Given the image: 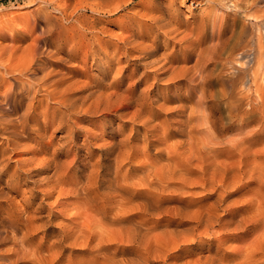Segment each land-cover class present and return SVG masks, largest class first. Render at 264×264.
<instances>
[{
  "label": "bare ground",
  "instance_id": "obj_1",
  "mask_svg": "<svg viewBox=\"0 0 264 264\" xmlns=\"http://www.w3.org/2000/svg\"><path fill=\"white\" fill-rule=\"evenodd\" d=\"M135 1L84 0L83 8L89 9L95 14H119L120 19L127 24L126 27L129 30V35L123 38L122 46H117L118 48L115 46L114 51L113 49L110 51L107 48L110 45L109 42L103 43V36L100 37L99 32L104 31V25L102 23L101 26L103 27L99 25V22L96 20L98 17L96 16L93 22H83L82 29L84 31L88 32V30H92L94 32L92 37L88 35L90 38L87 42L89 45L86 47L88 48L86 54L92 58V64L99 70L98 75L91 77V79L88 78V81L85 78L87 82L82 83L84 80V78H82L83 80L81 79L84 73V65L82 64L78 65L75 63L77 67L74 66L66 74L60 75L57 72L58 78L56 77L55 79V75L52 77L50 73L55 68L54 66H52V70L49 68L51 71L48 69L50 72H42L45 66L39 67L38 65L35 67L36 60L40 56L46 55V52H43V48L42 52H38L40 48L38 50L35 48L34 52L31 47L30 54L27 53L29 55L28 64H22L26 67L20 68L17 73L20 76H16L13 72L18 70V63L23 59H19L17 67L1 65L4 68V77L2 76V79H6V75H8L11 80L18 81L17 83H19V86L16 84V87L13 83H10L6 91L4 89L3 102L7 104V110L12 112L17 108L12 101L18 95L27 96L28 101L25 107H23L25 113H22L23 115L17 121L6 119L4 113L7 114L8 111L6 109L2 111L0 124L3 123L4 126H0V130L6 131L9 129V126L16 127L19 124L25 127L30 119H34L37 116L34 113L35 111L37 113L39 111L48 114L51 102L58 104L52 123L57 124L59 127H66V133L64 132L65 134L63 133L64 136L61 138H66L67 140L64 142L67 143L64 144L63 142L60 148L57 147L59 149L54 153L52 159L49 161V165L46 164L52 167V170L49 172L42 171L43 173L41 172L35 179L36 191L43 193L40 204L37 202L41 209L45 205H48L50 209L54 205H61L60 207L63 206L68 209L70 204L67 206V203L63 202L62 199L65 197L67 199L68 197L76 199L72 205L75 209H71L75 211L70 213L72 217L69 218H72L71 226L66 230L63 229L64 231H62L61 236L55 243L61 244L65 242L64 244L70 246H81L82 249L86 247L94 248L96 254L92 260L93 264H151L152 262L159 261L169 264L166 263V260L171 249L181 251L179 255H174L173 260H177L183 257V253L187 251L190 244L196 242L205 244L202 240L203 236L209 235L211 238L218 240V246L216 250L214 249L217 252L222 247V244H228L227 242L230 240V238L224 236L225 233L232 232V240H238V236L235 237L236 232L244 229L249 236L247 238L244 235L241 238L243 243L240 245L236 244L235 247H231L230 245L225 247L228 251L233 250L232 255L227 252L220 253L221 255L213 253L215 255L208 257L205 255L207 259L204 262L199 261L197 264H264V100L252 101V92L250 94L248 91L245 96H239V98H236V95L233 94V91L239 95L242 94L241 91H237L239 88L238 80L242 74L238 77L236 73L244 72V69L247 71L249 67L248 69L246 68L248 63L242 65L238 60H236L237 64H234L235 59L231 55L233 53L231 52L232 50L230 51L231 54L228 50L230 55L229 57H226L227 55L225 57L227 59L226 62H231L230 67L232 66L231 69H234V74L229 73L231 76L227 75L228 78L225 77L227 79L223 80V88L222 90L220 89L222 93L219 91L220 97L223 94L227 98L224 101L212 100L213 98L209 100L211 94L207 89L214 82L212 76L213 72H215H212L211 68L209 69L210 65L208 63L214 59L216 62L218 57H224L220 55V52L224 48L223 45L227 42L225 38L226 42L223 40V25L227 22V12L222 11V9H225V7L227 9L230 6L236 10L247 4L250 0H157V5L150 9L145 8L141 3H138L139 6L138 4L133 5ZM188 1L191 3L188 5L189 8L192 4L199 6V15L195 17L190 25L184 26L178 14L179 12L175 14L173 8L179 10L180 6L186 5ZM253 1L251 0L250 6L251 4L254 6ZM63 3L65 4V1ZM69 6L70 4L67 8L71 7ZM57 9L62 11L63 16L66 15V12L69 13L66 9V12H64L63 7L60 5L57 6ZM37 10L40 11L39 9ZM75 10L73 9V11ZM241 10L243 11L244 9ZM220 12L223 13L221 14ZM40 13L41 11L39 15ZM33 14L36 15L37 13ZM31 16L33 17V15ZM47 16L49 17V15ZM28 17L24 18L27 19ZM143 18H145V26L148 30L152 29L156 33L159 32L161 35L186 44L183 60L175 58V54H179L180 52H171L170 50L164 52V50L162 53H159L157 52V44L150 45V42V46H147V44L145 45L142 42L144 40L140 41L145 34L136 32L135 29L131 28V25L139 24ZM57 21L59 20L57 19ZM256 21L259 30L264 28V18L261 21ZM64 26L66 25L64 24ZM50 28L52 29V27ZM42 34L40 35L41 37ZM38 35L37 37H40ZM209 37L210 42L206 43ZM120 38L118 37V39ZM243 39L246 38H242L241 40L239 38L240 41ZM257 41L259 56L256 60V71L263 68L264 33L260 34L257 32ZM248 42V46L253 47L252 36ZM33 43L36 44L35 40ZM33 43L30 45L33 46ZM24 49L23 52L25 51ZM48 49L50 48L48 47ZM29 50H26V52H29ZM9 51L6 58H8ZM240 52L241 59L243 55L247 56L243 50ZM51 53L55 54L56 52ZM51 53L49 55H52ZM24 54L22 53V56ZM69 57L75 58L76 56L70 55ZM6 58L4 59L6 60ZM106 58H109L112 63L107 64ZM123 58L124 60H122ZM60 59L62 60V58ZM190 60L194 62L187 66V62ZM6 61L8 62V60ZM3 62L5 63V61ZM71 64L73 65V63ZM131 64L134 66V70L130 71L127 77L128 79L133 78L135 81L131 80L133 84L127 88H123L122 85L125 83L126 75L117 78V73H120L122 69H126ZM156 65L160 66L158 70ZM247 72L252 76V68ZM111 74L114 77L112 76L113 78L109 81L107 78ZM23 76H25V80H23ZM9 80L8 82H10ZM183 80L188 81L189 90L191 89L185 95L171 97L170 94L162 95L158 92V88L162 84L171 87ZM247 82H244L242 79L241 84L245 88L247 86L250 91ZM141 84H143V87L140 88ZM244 99H246L245 102ZM36 100L38 102L37 105H35ZM173 100L178 101L177 104L169 106L168 102ZM20 102H23V100L21 99ZM40 108L43 109L39 110ZM252 108L260 110V123L256 125L257 129L253 131L255 133H252ZM32 110H34L33 113ZM73 112L87 115L113 113L119 117L121 122L118 123L117 127L112 126L109 130L110 140L102 136L98 138L95 134H90L87 128L85 129L86 126L83 124L84 127L81 124L82 122L73 123L70 120L67 115L73 114ZM172 113L175 114L173 118L169 117ZM46 119L48 118L46 117ZM3 120H6V122H3ZM126 122L133 124L129 131L125 129ZM142 128L144 129L143 131H141ZM82 130H86L87 132L85 131L83 140L81 139V142H79L76 140V134ZM21 134L24 135L22 132ZM232 134H235V136H232ZM94 139L96 140L93 143L101 151L98 160H96V163L95 161L94 163H90V159L87 163H80L78 158L80 150ZM98 140L100 142H97ZM72 142L73 144H70ZM256 143H261L262 145L255 148L253 145ZM21 145L23 146V143ZM151 148H154L153 153H150ZM62 151H65L69 157L72 154V158L61 161L59 154ZM90 155L91 153L88 156ZM133 161L138 162V165L133 166L131 164ZM40 162L42 163L43 161ZM4 164L8 165L9 163H5L4 161ZM127 164H131V167H126ZM46 172L47 174L42 176ZM43 182L48 184L47 189L40 187ZM242 186L244 191L241 192V197L238 198L239 196H237L235 198L238 199H230L232 201L226 202L232 193L240 192V187ZM198 194H204V196L197 200L195 197ZM1 196L3 197V195ZM52 197L54 199H50ZM210 197L215 198L211 200ZM72 198H69V200H73ZM14 199L12 198V201ZM223 204H227V206L240 204V206L238 207L239 209H232L228 213L227 217H230L227 219L223 213L219 212L220 206ZM1 207L4 209L6 206ZM11 207H14V203ZM65 208L66 212L67 209ZM21 211L23 212V210ZM62 212L63 215L65 212ZM31 214L35 213L32 212ZM108 215L113 216L110 222L105 219ZM165 215L169 216L168 218L170 219H163ZM25 217L29 216L25 215ZM151 217H156V220L150 221ZM173 217L180 218L177 225L188 223V226H182L184 228L175 229V231L170 229L164 231V234L157 233L156 230L163 224L162 222L165 220L163 225L167 228L172 222ZM10 218H13L12 214L6 212L7 220L0 221V244L11 243L10 248L6 247V249L2 248L3 250H0V264L25 262L32 257V254H39L34 259V264L49 263L50 259L45 262L44 259L46 258H42L46 252L40 256V253H42L40 249L39 251L38 248L35 249L37 251H32L33 243L30 244L28 238V232L32 227L25 226L26 230L22 232L23 235L17 236L19 222L13 220L8 223V219ZM30 221H26V225H32L34 220L33 222L31 221L32 223ZM21 222L25 223L24 220ZM45 223H41V225L43 224L44 226ZM51 241L54 242L52 239ZM114 243L117 246H113L112 244ZM120 244H131L130 247L134 251L128 252L126 251V247L120 250ZM54 249L60 250L58 247ZM52 251H48L47 253L51 254ZM127 254L130 256H127ZM228 256L231 257L228 258ZM55 257L57 255L54 256V259H56ZM70 259H72L71 256ZM177 262L175 264H190L188 262H181V260ZM77 263L80 264L79 261Z\"/></svg>",
  "mask_w": 264,
  "mask_h": 264
},
{
  "label": "rangeland",
  "instance_id": "obj_2",
  "mask_svg": "<svg viewBox=\"0 0 264 264\" xmlns=\"http://www.w3.org/2000/svg\"><path fill=\"white\" fill-rule=\"evenodd\" d=\"M42 1H43V4H44V5L43 4L42 5L44 7L41 5ZM42 1H40V0H0V101H1L0 102V116H2V111L3 110H5V109L7 110V108H6L7 104H5L3 102V100H4V98H3L4 94L3 93H5L6 88H8L10 83H13V85L15 87H16V84H18V86H19V83H17L18 81L11 80L8 75H6V79H2L4 77V74H3L4 73V68L1 65H6L8 67H17L18 64H19L18 70L16 72H13V73L16 76H20V74H17V73H18L20 68L26 67V66H24L22 64H25V65L28 64V62H29L28 61L29 60V55L28 54H30V52H31V47H32V51H34L35 48L37 50L40 48V50H38V52H42L41 50L43 48V52H46V55L40 56L39 57L40 59L38 58L36 60V63L34 65L35 67L38 66V65H39V67L45 66V69L42 70V72H44V71H49L52 68V66H54L55 68L53 70L51 69L52 71L50 70L51 72L50 71L49 72L52 74V77H54V75H55V77H54V79H55L56 77L58 78V73H60V75L63 74V73L66 74L74 66L77 67V65L75 63H77L78 65L82 64V65H84L83 66L84 67L83 68V72L84 73L81 76V79L84 78V80L82 79L83 80L82 83H83V82H87L89 79H91V77H94V76L98 75V73H99V70L96 68V66L94 64H92V61H91L92 58L87 56V54H86V51L88 49L86 47H88V45H89L87 43L88 39L90 37H92L94 32H92V30H90V31L88 30V32L84 31L82 29L83 22L84 21L93 22L94 18H96V16L98 17V19L96 18V20L99 22L100 26H101V23H102V25H104L103 29H104V31H106V33H104V31L103 32H99L100 37L103 36L102 37L103 38V43L109 42L110 45L107 48L110 51H112V49L114 51L115 46L116 47L117 46H122L123 38H126L129 35V30L126 27L127 24L124 23V21L120 19L119 14H113V15L104 14V13H102L101 15L100 14H95L91 10L83 8L84 0H42ZM62 1L63 2L65 1V4ZM138 3L139 4L141 3V5H143L145 8L147 7V9H150V8H153V6L155 7L157 5L156 4L157 0H136L133 3V5H136ZM250 3H252L251 0L249 2H247V4H245L244 6L240 7L241 9H244L243 11L240 8H237L235 10V8L230 7V6L227 9H226V7H225V9H222V11H226L227 12V16H226L227 17V22L225 23V25H223V27H224V29H223V40H224V42H226V40H227V42L223 45L224 48L222 47L224 51L221 49V52H220V55H223L224 57H218L217 58L218 60H216V62H215V59H214L213 61L215 63L213 61H210L208 63V65H210L209 69L211 68L212 72L215 71V72H213V76H212L214 82H212L211 85H209L208 88H207L209 93L211 94L209 100H211L213 98L212 100H223L224 101L227 98L223 94H222L223 97L222 96L220 97V95H221L220 92L222 93V91H220V89L222 90V88H223V86H222L223 80L228 78L227 75H229V73L234 74L233 73L234 69H231L232 66L230 67L231 62H226L227 61L226 57H229L231 52H233L231 55H233L232 57L235 59L234 60V64H237L236 60H238L239 63H242V65H246V63H248L246 65L247 69H248V67H249V69L252 68V76H251V74H249V72H247L249 69L247 71H245L246 69H244V72L241 71V72H239V74H238V72L236 73L238 77H240L241 74H242V76L238 80L239 88L237 90L239 92L241 91L242 94L239 95V94H237V92H234V91H233V94L236 95V98H239V96H245L246 92L248 91L250 94L252 92V94H251L252 95V101L264 100V72H263L264 71V66H263L264 63L262 65L263 68H260V69H258V71H256V66H257L256 60H257V58L259 56L257 32L260 33V34L264 33V28H261L259 30V28L257 27L258 25L256 24V22H257L256 20L261 21L264 18V0H261V1L254 0L253 1L254 6L252 4L250 6ZM37 4H38V6H37ZM57 4L63 7L64 12H66V10H67L69 13L66 12V15L63 16L62 15V11L61 10L59 11V9H57V6H58ZM66 4H67V6L70 4V6L72 8L70 6H69L70 8H67ZM74 4H75V6H74ZM80 4L82 5V7H80L81 6ZM139 4H138V6H139ZM190 4H191L190 1H188V3L186 5L180 6L179 10L177 8H173L175 14L179 12L178 14L180 16L181 21L184 23L183 24L184 26L190 25L191 22L195 19V17L197 15H199V6H196V4H192L191 7H190L191 9H190L188 7V5H190ZM63 5H65V6H63ZM246 6H248V8H246ZM45 7H46V9H44ZM36 8L41 11L40 15H39L40 11H38ZM56 9H57V11H56ZM73 9L74 10L76 9V10L73 11ZM44 10L48 11V12H45ZM33 13H37V14L35 15ZM46 13H48L47 15H49V17L47 15H44ZM59 13H61V14H59ZM90 13H91V15H90ZM220 13L222 14L223 12H220ZM239 13H241V14H239ZM103 14H104V16L102 17ZM31 15H33L34 19H33V17ZM69 15H70V17H69ZM76 15H78V16H76ZM24 17H28L29 19L28 18L26 19ZM65 17H66V19H65ZM47 18H48V20H46ZM69 18H71V19H69ZM57 19L59 21H57ZM71 20H73V21H71ZM35 21H36V23H35ZM49 21H50V23H49ZM52 21H54V22H52ZM62 21L64 22V24L67 27L68 26L69 27L67 28L66 26H64ZM55 22H56V24H55ZM145 22H146L145 18H143V20H141L139 24L131 25V28L135 29L136 32H139V33L141 32V33L145 34V36L142 37L140 39V41L141 40H144V41L146 40L145 42L144 41H142V42L145 45L147 44V46L149 45L150 42H151L150 45L151 44H155V45L157 44V46H158L157 52H159V53H162L164 50H165L164 52H166L167 50H170L171 52L172 51L180 52L179 54L178 53L175 54V58L178 59V60H183L184 59V55H183L184 53L183 52H184V49L186 47L185 46L186 44H184V42H178L176 39H172L170 37L161 35V34H159V32L156 33L152 29L148 30V28L145 26ZM52 24H53V26H52ZM54 24H55V26H54ZM72 25H73V27H72ZM77 25H78L79 28L76 27ZM50 27H52V29ZM101 27H103V26H101ZM75 28H77V29H75ZM248 28H250V29H248ZM45 29H46V31H45ZM59 30H60V32H59ZM63 30H64V32H63ZM76 30H78V31H76ZM243 30H244V32H243ZM250 31H252V32H250ZM229 32L230 33L233 32V33H231L232 35ZM235 32H237L238 34L235 33ZM40 33L41 34L43 33L42 37L40 36L41 35ZM51 33H52V35H51ZM79 33H81V34L79 35ZM234 33L239 36L240 40L242 38H246V39H243L242 41H240L239 38H237L238 36H236ZM245 34H246V36L247 35L248 36L246 37ZM37 35L40 36V37H37ZM43 35H44V37H43ZM124 36H126V37H124ZM228 36H230V37H228ZM251 36H252V43H253L252 46L254 48L248 46L249 45L248 41L250 40ZM118 37L119 38L121 37L122 39L121 38L118 39ZM232 37H233V39H232ZM37 39L39 40V42H37L38 41ZM46 39H47V41H46ZM34 40H35L36 44L33 43ZM120 40H122V41H120ZM208 40H207L206 43L210 42V37L208 38ZM255 42H256V44H255ZM32 43L34 44L33 46L30 45ZM225 45H227V46H225ZM28 46H30V47H28ZM17 47H19V48L17 49ZM26 47H28V48H26ZM48 47L50 49H48ZM23 48H25L24 52H23ZM229 48H231V49H229ZM11 49L13 50L12 52H11ZM8 50H10V51H9L8 58H6L7 54H8ZM26 50H29V52L28 51L26 52ZM37 50H36V52H37ZM54 50H56V51H54ZM228 50H229L230 54L228 53ZM242 50L246 53L245 54L243 52L247 56L243 55V58L241 59V57H240V55H241L240 53L241 52L240 51H242ZM51 52H53V53L56 52V53L52 54ZM22 53H25L24 56H22ZM50 53L52 55H49ZM26 54H27L28 57L25 56ZM58 55H59V57H58ZM70 55H73L74 57L75 56L76 57L75 58H71V57H69ZM54 56L57 59H55ZM65 57H67V58L64 59ZM4 58H6V60H8V62ZM11 58H13V59H11ZM59 58H62V60L61 59L59 60ZM19 59H23V60L19 61ZM42 59H43V61H42ZM263 59H264V56H263ZM122 60H124V58ZM3 61H5V63L6 62L7 63L5 64ZM18 61H19V63L17 64ZM69 61L71 63H73V65ZM75 61H77V62H75ZM105 61H106L107 64L108 63H112V61H110L109 58H106ZM47 62H48V64H47ZM67 62H69L70 64L67 63ZM193 62H194L193 60L192 61L191 60L188 61L187 62V66L191 65ZM218 62H219V64H217ZM15 64H16V66H14ZM102 65H103V63H102ZM158 65H160V64H158ZM158 65H156L157 70L160 67V66L158 67ZM250 65H251V67H250ZM227 66H228V68H227ZM133 67L134 66L131 64L126 69L125 68L122 69V71L120 73H117V75H118L117 78H120L122 75H126L125 83H123V85H122L123 88H127L128 86L133 84L132 81H135V80H133V78L132 79H128V77H127V74L130 71L134 70ZM225 70H226V72H225ZM254 70H255V72H254ZM216 71H218V72H216ZM228 71H231V72H228ZM112 74H114V73H112ZM112 74L107 78L109 81L114 77ZM229 76H231V74ZM59 77H61V76H59ZM225 77H227V78H225ZM22 78H23V80L26 79L25 76H23ZM85 78L87 79V81L85 80ZM115 78H116V74H115ZM242 79H243L244 82L245 81L247 82V80H248L247 83L249 85L250 91L248 90L247 86H246V88L244 86H242V84H241ZM8 80L10 82H8ZM12 81H14V82H12ZM247 83H245V85H247ZM141 87H143V84L140 85V88ZM189 88L190 87H189L188 81L187 80H183L181 82L176 83L175 86H171V87H168L165 84H162L158 88L159 89L158 92H160L162 95H167V94L169 95L170 94L171 97H176L177 95L178 96L185 95L188 91L191 90V89L189 90ZM4 89H5V91H4ZM17 89H18V87H17ZM213 94H214V96H213ZM40 97H41V95H40ZM21 99L23 100V102H20ZM38 99H39V95H38ZM27 101H28V99H27V96H25V95L24 96L18 95V97H14L12 103H14L17 108L14 111H12V112H9L7 110L8 112H7V114L4 113L5 114L4 117L6 119H14L15 121H17V119H20V117L25 113V111H24L25 109L23 107H25V104L27 103ZM245 101H246V99H244V102ZM177 102L178 101L173 100V101L168 102V105L169 106H171V105L175 106L177 104ZM37 104H38V102L36 100L35 105H37ZM53 104H54V102H51V105H49L50 109H49L48 114H44V113H41L39 111L37 113L36 111L34 112V110H32V113L34 112L37 116L34 119H30V121H28L26 123L25 127H23V125L20 126V124H19L16 127L15 126H11V127L9 126V129L6 130V131L0 130V137H1L0 138V141H1L0 142V162H1L0 163V182H1L0 183V193H2V194H0V201H1L0 202V214L2 215V216L0 215V221L7 220L6 219V212L12 214L13 218L8 219V223H10L13 220H17L19 222V223L18 222L17 223L19 224L18 227L20 228V230H18L19 228L17 227V231H18V234H16L17 236H22L23 235L22 232L26 230L25 226H27V227L30 226V228L32 227L31 230H29V232L30 231L31 232L30 233L28 232V234H29L28 235L29 242H30V244L33 243L32 244V251H37V250H35L37 248H38V251L40 249V252H42V253H40V256H42V254H44L46 252L44 254V257L42 256L43 259L46 258V259H44L45 262L49 261L48 259H50L49 263L47 262L46 264H50V262H52V261H53L52 262L53 264H64V263L65 264H70V263H73V262H74L73 264H79V263H77L78 261L80 262V264H93L92 260H93V257L96 254V250L94 248L86 247V248L82 249L81 246L80 247L79 246H70V245L64 244L65 242H62L61 244L60 243H58V244L55 243V242H57V239L61 236L62 231L66 230L69 226H71L70 224L72 223V221H71L72 218L71 219H69V218L72 217V215L70 213L72 211H75V210H71V209H75L74 206H72V205H73V202L76 199L72 198V197H68V199H67V197H65V198L62 199L63 202L67 203V206L70 204L68 206V209L70 208L69 210L67 209V207L66 208L63 207V206L60 207L61 205H58V206L54 205L53 207H51V209H50V207L48 205H45V207L43 209H41L40 205H39L40 202H41L40 199L43 197V193L36 191L35 179L39 176V174L42 171L43 172H45V171L49 172V171L52 170V167L48 166L49 165V161L52 159V157H53L54 153L56 152V150H58L60 148V146L63 144V142L67 140L66 138H61L66 133V127L65 128L64 127H59L57 124H53L52 123L54 121V115L56 113L55 110L58 107V104H56V103L54 105ZM41 109H43V108H40L39 110H41ZM259 111L260 110H255V109L252 108V133H255L253 131L255 129H257L256 125H258L260 123ZM73 115H75V116H73ZM174 115L175 114L172 113V115L171 116L169 115V117L173 118V117H175ZM67 116H69L70 120L73 123H76V122L77 123H81L82 122L81 124L82 125L84 124L86 126L85 127L83 125L85 127V129L87 128V131H89L90 134H95L98 138H100L102 136V137H104V138H106L108 140H110V138H111L109 136V134H108L109 130L111 129V127L112 126L117 127L118 123L121 122L119 117L116 114H113V113H101V114L87 115V114H83V113H77V112L75 113V112H73V114L71 113V114H69ZM46 117L48 119H46ZM3 122H6V120H3ZM132 125L133 124L131 122H126L125 129H128V131H129L131 129ZM0 126L3 127L4 124L1 123ZM20 127H22V128H20ZM39 129H41V130H39ZM143 130L144 129L142 128L141 131H143ZM85 131L86 130H82V131H80L79 133L76 134V138H77L76 140L77 141L81 142V139L83 140V138L85 136ZM21 132L24 133V135H22ZM232 136H235V134H232ZM14 138H15V140H14ZM95 140L96 139H94L92 142H88L80 150L79 157H78L79 160H80V163H82V164L83 163H87V161H89V159H90V163H94V161L96 163V160H98L101 151L97 148V146H95L96 144L93 143V142H95ZM22 141H25V142H22ZM58 141H60L61 143L58 142ZM10 142H11V144H10ZM21 142L23 143V146L21 145L22 144ZM97 142H100V141L98 140ZM133 142H135V140H133ZM133 142H132V144H133ZM65 143H67V142H64V144ZM70 144H73V142L70 143ZM260 145H262V144L261 143H256V144L253 145V147L257 148ZM57 147H59V148H57ZM36 148H38V149H36ZM4 149H5V151H3ZM33 150H35V151H33ZM92 150H94V151H92ZM89 151H91L90 152L91 153L90 156H88L90 154ZM153 152H154V148L153 149L151 148V152L150 153H153ZM13 155H14V157H13ZM71 156H73V155L70 154V157H69V155H67V153L65 151H62V153L59 154V159L61 161H64V160H67V159L69 160V159L72 158ZM3 160L5 161V163H9V164L5 165ZM40 161H43L42 162L43 164ZM2 162H3V164H2ZM133 163H135V164H133ZM133 163H131L133 166H137L138 165L137 164L138 162L133 161ZM46 164H48V165H46ZM131 164H127L128 166L126 165V167L130 168ZM1 166L4 169H2ZM47 172L44 173L42 176H45L47 174ZM47 185H48L47 183L43 182V183H41L40 187H42V188L44 187V188L47 189L48 188ZM243 191H244V188L242 186V187H240V192L237 191V192L232 193V195L229 197L228 200H226V202L232 201L230 199H238V198H240L241 194H242L241 192H243ZM3 193H5V194H3ZM1 195H3V197ZM203 196H204V194H198L195 198L197 200H199ZM237 196H239V197L235 198ZM207 197H209V196H207ZM12 198L13 199L15 198V199L12 201ZM69 198L70 199L72 198L73 200H69ZM214 198L215 197H212L211 200H214ZM50 199H54V197H52ZM13 203H14V207H15V208L13 207L14 209L11 207V206H13ZM1 206H6V207H4V209H3ZM71 206H72V208H71ZM221 206L222 207L225 206V207L222 208ZM221 206H220L219 212L221 214L223 213V215L225 217H227L228 213H230V211L232 209L236 210L240 206V204H236V205L232 204L230 206H227V204H223ZM54 207H57V208H54ZM22 208H24V209H22ZM64 208L67 209L66 212H65ZM21 210H23V212ZM62 211L65 212L63 215H62V213H63ZM32 212L35 213V214L37 213V214L36 215L35 214H31ZM40 214L43 215V216H41ZM25 215L29 216V217H25ZM33 215L36 216L37 218L34 217ZM112 217H113L112 215H108L107 218H105V219L110 222ZM168 217L169 216L165 215V216H163V219H170ZM229 217H227V219ZM1 218H2V220H1ZM30 218H32V219H30ZM23 220H24L25 223L21 222ZM28 220H31L32 222L34 220L33 224L32 225L31 224L26 225V221H28ZM44 220H45L46 223L43 222ZM155 220H156V217H151L150 218V221H155ZM179 220H180V218H174L173 217L172 220H171L172 222L168 225L169 227H167V228L165 227V225H163L165 220L164 221L162 220L163 224L159 227V229L156 230L157 233L164 234V231H167V230H170V229H173V231H175V229L176 230L180 229V228L182 229V228L186 227V225L188 226V223L185 224V225H177L179 223ZM31 221H30V223H32ZM36 222H38V223H36ZM34 223H35V225H34ZM41 223H45V225L43 226V224L41 225ZM55 223H56V225H55ZM64 224L66 225L65 227H64ZM36 226H37V228H36ZM60 226H61V228H60ZM182 226H184V227H182ZM111 227H115V226H111ZM21 228H23V229L21 230ZM33 228L35 230L37 229V231H35ZM38 228H40V229H38ZM32 230H33V232H32ZM161 230H162V233H161ZM244 235L247 238L249 236L247 234L246 230H244V229L239 231V232H236L235 237L238 236V240H239L238 241V240H232L233 239L232 232L225 233L224 236L230 238V240L227 242L228 244H226V243L224 245L222 244L221 245L222 247H220L219 251H217V252L215 250H216V248L218 246V240L215 239V238H211L209 235H208L209 237L208 236H203L202 240H203V242H205V244H201V242H196V243L190 244L188 246V248H187V251L185 253H183V255H182L183 257H180L177 260L175 259L176 261L173 260L174 259V255H179L181 253V251H178L177 249L169 250V255H168V258H167L168 261L166 260V263L175 264V263H178L177 261L180 262V260H181V262H188V263L191 264V262L193 261L192 264H197L199 261L204 262L207 259L206 257L212 256V255H215V254L216 255L217 254L221 255L222 253L227 252L228 254L232 255L233 254V250L232 251H230V250L228 251V249L225 248V247H227L228 245H230L231 247H235L236 244L240 245L241 243H243L241 238H243ZM55 237H57V238H55ZM51 239L54 242H52ZM231 241L232 242H236V243H232ZM112 245L113 246L114 245L117 246L116 243H114ZM130 246H131V244H120L119 245L120 250L122 248L126 247V251H128V252L134 251V250H132V248ZM6 247L10 248L11 247V243L0 244V250H3L2 248L6 249ZM57 247H58V249H60L59 251H57V249H54V248H57ZM231 247H230V249H232ZM70 249H71V253L72 254L70 253ZM52 250H55V251H52ZM48 251L49 252L52 251L51 254H48L47 253ZM74 253H76V254L74 255ZM213 253H215V254H213ZM58 254H59V256H58ZM189 254H191V255H189ZM35 255H33V254L31 255L32 257L29 259L30 261L29 260L25 261V262L24 261H20L18 264H26L27 262H28L27 264H34V259L36 257H38L39 254L36 255V256ZM45 255H47V256L45 257ZM53 255L54 256L57 255V257H55L56 259H54ZM67 255L68 256L70 255L72 259H70V256H69V259H68ZM128 255L129 254H127V256ZM205 255H206V257H205ZM40 256H39V258H40ZM187 257H189V258H187ZM229 257H231V256H228V258ZM75 258H77V259H75ZM169 258H171V259H169ZM182 258H184V259H182ZM193 258L198 260V261H195ZM154 263L155 264H164L163 261L152 262L151 264H154Z\"/></svg>",
  "mask_w": 264,
  "mask_h": 264
}]
</instances>
